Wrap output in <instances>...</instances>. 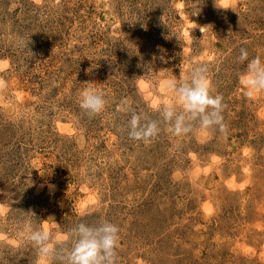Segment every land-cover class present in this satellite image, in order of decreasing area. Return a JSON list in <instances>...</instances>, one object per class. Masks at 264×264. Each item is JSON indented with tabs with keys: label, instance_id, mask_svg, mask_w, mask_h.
<instances>
[{
	"label": "rangeland",
	"instance_id": "rangeland-1",
	"mask_svg": "<svg viewBox=\"0 0 264 264\" xmlns=\"http://www.w3.org/2000/svg\"><path fill=\"white\" fill-rule=\"evenodd\" d=\"M225 7L0 0V264H41L25 223L56 237L81 219L118 226V264H264V93L244 95L237 59L264 62V0ZM196 64L223 97V129L177 136L153 105ZM87 87L106 94L93 117ZM122 102L159 134L130 139Z\"/></svg>",
	"mask_w": 264,
	"mask_h": 264
},
{
	"label": "clouds",
	"instance_id": "clouds-1",
	"mask_svg": "<svg viewBox=\"0 0 264 264\" xmlns=\"http://www.w3.org/2000/svg\"><path fill=\"white\" fill-rule=\"evenodd\" d=\"M231 0H214L217 9H232L225 7ZM201 32L202 29H201ZM23 38L18 39L19 47H28ZM246 49H240L237 58L239 62L247 61L246 68L239 75V83L244 88V95L252 99L264 93V62L259 57L249 60ZM94 58L91 60H98ZM98 67L93 64L87 72ZM0 87H3L0 82ZM166 89L172 94L173 101L166 103L159 111L162 120L169 125L168 131L180 136L191 130L193 122L199 123L202 129L222 124L223 97L211 94V82L208 68L204 64L193 65L187 79L169 78L165 82ZM106 94L95 88L87 87L79 93V107L89 117L100 114L106 106ZM130 114L128 120V136L130 139L147 142L154 139L160 132L156 120L148 118L144 113L136 112L122 102L119 109ZM54 187V186H52ZM4 205L0 203V215L3 214ZM32 216L34 213L30 212ZM81 213V216H84ZM119 228L108 220H102L96 225L88 224L83 219L74 223L61 236L53 237L42 227H33L31 223L22 226L23 238L31 243L37 251L41 264H118L117 247L119 241Z\"/></svg>",
	"mask_w": 264,
	"mask_h": 264
}]
</instances>
